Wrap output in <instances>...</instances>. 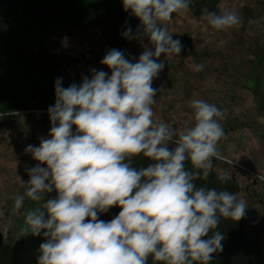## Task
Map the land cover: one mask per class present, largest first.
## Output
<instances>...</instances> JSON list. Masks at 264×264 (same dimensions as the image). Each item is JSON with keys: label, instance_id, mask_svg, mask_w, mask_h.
Listing matches in <instances>:
<instances>
[{"label": "clouds", "instance_id": "obj_1", "mask_svg": "<svg viewBox=\"0 0 264 264\" xmlns=\"http://www.w3.org/2000/svg\"><path fill=\"white\" fill-rule=\"evenodd\" d=\"M122 3L140 20L135 33L126 21L122 36L147 37L151 46H144L138 59L108 50L100 64L110 74L92 68L67 87L62 77L55 79L49 133L38 146L24 148L40 163L25 167L29 179L21 180L25 187L14 207L20 209L25 197L40 201L42 193L56 192L44 200L43 210L24 214L25 231L43 237L36 264H148L149 257L163 264H210L223 250L225 235L217 230L221 217L238 221L248 208L237 193L194 183L216 170L214 160L226 159L217 149L225 136L220 121L226 111L193 96L188 101L192 123L177 127L155 118L152 108L163 90L153 87V80L185 47L164 22L173 13H186L192 0ZM217 7L219 12L202 11L213 29L241 23L239 13L222 0ZM161 54L164 59H158ZM191 67L201 72L204 64ZM140 155L149 163L132 166ZM217 174L222 182L231 177L227 170ZM113 206L120 210L110 220L98 218Z\"/></svg>", "mask_w": 264, "mask_h": 264}, {"label": "rangeland", "instance_id": "obj_2", "mask_svg": "<svg viewBox=\"0 0 264 264\" xmlns=\"http://www.w3.org/2000/svg\"><path fill=\"white\" fill-rule=\"evenodd\" d=\"M222 2L239 13V25L215 30L202 18L205 9L219 12L221 0H192L186 13H173L164 22L173 38L179 37L185 47L167 59L165 68L153 80V87L162 85L163 90L156 95L152 108L155 118L177 127L192 123L188 101L193 96L226 111L220 121L225 136L217 144L226 159L214 160L216 170L194 183L221 190L217 173L227 170L231 173L227 182H234L233 192L247 201L248 208L238 221L221 217L217 230L225 235L223 250L215 253L210 264H264V180L258 179L264 176V138L254 137L261 129L264 135V0ZM38 5L54 17L68 14L67 22H63L66 28L53 27L49 32L51 27H46L44 18L31 10ZM126 21L135 33L140 20L124 9L122 0H0V90H31L30 80L41 76L40 84L46 87H40L55 96L57 77H62L67 87L81 82L92 68L110 74L100 60L112 48L124 52L128 59H138L144 46L151 44L147 37L124 38ZM29 23L31 31L18 37L22 25ZM158 59H164V55ZM195 63H203V71H193ZM50 127L47 108L10 110L0 116V232L7 250L31 233L25 231V211L43 210L44 200L56 195L55 191L42 193L40 201L25 197L20 209L13 204L25 187L21 180L29 179L25 167L40 163L24 148L28 144L38 146ZM173 146L169 144V148ZM147 163L142 155L132 158L134 167ZM185 164L192 169L190 161ZM119 210L113 206L98 218L110 220ZM1 250L0 264H8L9 253ZM148 264L163 262L149 257Z\"/></svg>", "mask_w": 264, "mask_h": 264}, {"label": "trees", "instance_id": "obj_3", "mask_svg": "<svg viewBox=\"0 0 264 264\" xmlns=\"http://www.w3.org/2000/svg\"><path fill=\"white\" fill-rule=\"evenodd\" d=\"M39 6V7H38ZM36 7H31V10L34 11V13H37V15L41 16L44 18V20L47 22L46 27H51L49 32L53 31V27L58 29L61 28L62 26L66 28L67 25H64L63 22H65L67 20V16L68 14H60L57 13L55 14L56 17H54V13L49 12L47 10L44 9H40L41 6L38 5ZM41 10V11H40ZM47 13V15H46ZM67 22V21H66ZM67 24V23H66ZM23 29L22 32L21 30H19V36H21V34H24V32H26L25 34H28L31 31V25L29 24H23L22 25ZM14 35V34H13ZM45 35V34H44ZM47 37V36H46ZM45 37V38H46ZM39 80L41 79V76L38 77ZM31 79V78H30ZM36 80V78H34V80H30L33 82L32 84V89L31 90H0V113H5L6 111H16V110H23L25 108H28L30 110H42V109H48L49 106L53 105L55 102V96L54 95H50L46 93V90H44V87H40L41 85H45L40 84L41 80ZM44 81V79H42V82ZM22 87V85H21ZM28 87V86H26ZM46 87V85H45ZM31 101H33L34 103H32ZM214 177V176H213ZM215 180H219V179H215ZM233 184L234 182H219V188L221 190H231L233 192ZM8 248L7 247H3V249L1 250V252H5ZM9 253L8 256V264H11V250H7ZM2 253V254H3ZM245 262H241L239 264H244ZM246 264V263H245Z\"/></svg>", "mask_w": 264, "mask_h": 264}, {"label": "water", "instance_id": "obj_4", "mask_svg": "<svg viewBox=\"0 0 264 264\" xmlns=\"http://www.w3.org/2000/svg\"><path fill=\"white\" fill-rule=\"evenodd\" d=\"M204 238L207 239V236ZM42 239L43 237L34 236L30 233L15 242L11 248V264H36V256L38 255L36 250ZM4 245V236L0 232V250ZM214 255L215 253L213 257Z\"/></svg>", "mask_w": 264, "mask_h": 264}, {"label": "flooded vegetation", "instance_id": "obj_5", "mask_svg": "<svg viewBox=\"0 0 264 264\" xmlns=\"http://www.w3.org/2000/svg\"><path fill=\"white\" fill-rule=\"evenodd\" d=\"M257 126L259 125L258 124V122H255V121H253ZM262 131H263V129H261L258 133H256L255 135H254V137H256V138H258V139H260L261 137L262 138H264V135H262L261 133H262ZM260 134L262 135V136H260ZM258 194V193H257ZM256 195V194H255Z\"/></svg>", "mask_w": 264, "mask_h": 264}]
</instances>
